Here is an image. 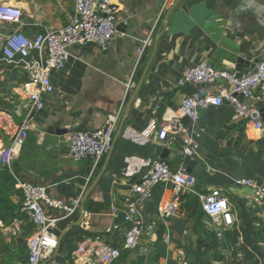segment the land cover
<instances>
[{
	"label": "crops",
	"instance_id": "0c3cea01",
	"mask_svg": "<svg viewBox=\"0 0 264 264\" xmlns=\"http://www.w3.org/2000/svg\"><path fill=\"white\" fill-rule=\"evenodd\" d=\"M116 1L120 6L118 34L110 51L102 53L94 46L75 48L66 68L51 73L56 93L45 98L44 109L32 120L20 155L11 162L21 180L45 186L54 200L71 205L81 199L74 219L53 230L58 239L71 224L80 223L64 236L51 260L56 264H98L95 249L123 238L124 199L132 196L131 187L139 181L145 160L157 157L158 149L170 151L171 157L165 161L171 168H182L183 160L175 155H182L181 145L158 141L155 133L163 125L162 115L166 120L175 118L183 98L194 91L181 83L186 70L207 62L218 69L247 74L264 57V0H180L166 27L164 18L176 0ZM74 3L0 0V4L22 10L24 31L30 37L64 28L74 15ZM2 28L14 30L11 26ZM149 37L152 45L140 60L138 51ZM241 59L245 64H238ZM146 68L142 87L125 117L139 82L138 73ZM132 80L135 88L128 94ZM28 82L26 76L24 87ZM223 89L229 88L222 82L201 87L199 92L218 94ZM159 103L163 107L160 113L154 110ZM253 107L264 124V105L253 103ZM119 113L113 148L88 183L90 163L77 165L69 154L72 134L59 135V131L97 130L109 115ZM234 114L228 105L201 112L199 163L203 170L195 177L199 192H207L201 194L220 188L227 197L235 218L233 230L215 243V234L208 229L210 220L186 207H181L178 218L161 219L157 209L166 196V187L158 185L142 209L156 220L157 230L143 236L137 250L123 252L112 264H176L179 250L186 253L189 264H264V211L251 204L250 190L234 185L246 178L264 183V130L233 121ZM12 138L8 132L0 136L1 153L10 148ZM19 194L12 193L18 207L22 199ZM1 225L0 221V229ZM31 228L26 224L21 236L12 238L11 243L24 244ZM167 230L170 243L165 245L158 234L160 231L163 236ZM214 244L218 245L211 249ZM78 247H85L86 256L75 255Z\"/></svg>",
	"mask_w": 264,
	"mask_h": 264
},
{
	"label": "built area",
	"instance_id": "2783aa9c",
	"mask_svg": "<svg viewBox=\"0 0 264 264\" xmlns=\"http://www.w3.org/2000/svg\"><path fill=\"white\" fill-rule=\"evenodd\" d=\"M120 6L116 0H75L74 15L62 29L45 30L33 37L28 36L24 28L26 22L22 10L6 4H0V45L2 60L18 65L29 80L25 85L28 93L29 113L18 123H11L7 131L13 136L12 144L1 154V160L8 169L15 189L21 193L22 199L18 208V216L8 225H1V232L7 238H18L26 224L31 225V233L25 239V260L14 264H56L52 258L57 249V240L53 230L60 224H69L78 214L81 199L71 205L54 200L47 188L24 182L11 165L24 147L31 130V123L44 109L45 98L54 95L50 75L53 71H62L72 58V50L78 47L94 46L102 53L110 51L116 38ZM2 26L14 27L5 30ZM153 39L149 37L138 51L140 60L145 50L150 48ZM225 83L227 89L218 94H204L199 89L208 85ZM182 84L194 89L187 94L180 105L175 118L166 120L156 131L158 141L168 145L179 143L183 156L199 162L200 139L203 130L199 127L201 112L210 107L228 105L234 109L233 121L251 124L256 130H264L259 111L253 103L264 105V57L254 70L247 74L218 69L207 62L186 70ZM30 86L33 90L30 91ZM135 88V81L128 85V94ZM162 112V104L154 107ZM120 113L109 115L104 125L97 130H81L72 134L69 154L74 161H87L91 165L89 183L100 169L102 160L110 154L114 134L119 122ZM158 185L166 187V196L158 205V216L164 220L178 218L181 213V199L187 191L199 197L202 213L210 220L209 231H213L218 241H222L225 233L233 230L235 218L231 204L220 188L212 189L208 194L196 190V179L182 168H171L160 157H149L138 182L131 187L132 196H126L123 202L124 223L126 225L123 238L113 244L97 248L93 254L98 264H112L121 258L125 251H135L143 236L157 230L156 220L143 212V205L151 198L153 188ZM234 185L251 191L250 202L257 209L264 211V183L252 178L238 179ZM62 212L61 214H59ZM118 212L117 208L113 209ZM169 230L162 236L165 245L170 243ZM85 247H78L75 255L86 256ZM77 257V259H79ZM176 264H189L187 255L179 250Z\"/></svg>",
	"mask_w": 264,
	"mask_h": 264
},
{
	"label": "rangeland",
	"instance_id": "374dc122",
	"mask_svg": "<svg viewBox=\"0 0 264 264\" xmlns=\"http://www.w3.org/2000/svg\"><path fill=\"white\" fill-rule=\"evenodd\" d=\"M25 81L26 75L23 74L22 68L18 65L9 64L2 60L0 51V109L2 110V112H0L1 135L8 132L6 128L9 124L12 122L15 124L20 123V121L24 120L29 113L30 105L28 96L25 93ZM1 152L2 151H0V157L2 154ZM11 240L13 239L5 237L0 231V264H14V262H16L15 260H11L13 256L5 259L1 256L5 251L4 247L6 245L14 247L18 246L12 244Z\"/></svg>",
	"mask_w": 264,
	"mask_h": 264
},
{
	"label": "trees",
	"instance_id": "16d2710c",
	"mask_svg": "<svg viewBox=\"0 0 264 264\" xmlns=\"http://www.w3.org/2000/svg\"><path fill=\"white\" fill-rule=\"evenodd\" d=\"M0 112H2L1 109ZM196 189L197 191H199V188L196 187ZM14 191H15V183L12 180V177L9 174L8 169L6 168V166H4L0 157V221L4 225L10 224L18 216L17 211L19 207L13 202L12 193L13 195H17V194L20 195L19 194L20 192L17 190L16 193H14ZM200 193H207V192L200 191ZM181 207H186L188 211H193L196 214L202 213L199 197L194 194H187L183 196L181 199ZM202 215L204 216V214ZM160 231L158 235L160 238H162ZM217 241L218 240L216 238L214 242L218 243ZM216 245L218 244H214L213 247L210 248L213 249L216 247ZM16 247H12L11 245H6L4 247L5 251L1 255L2 258L5 259L13 256L11 260L21 262L22 259L24 258V255L26 254V248L25 245L22 243H19V245Z\"/></svg>",
	"mask_w": 264,
	"mask_h": 264
},
{
	"label": "water",
	"instance_id": "95a60500",
	"mask_svg": "<svg viewBox=\"0 0 264 264\" xmlns=\"http://www.w3.org/2000/svg\"><path fill=\"white\" fill-rule=\"evenodd\" d=\"M180 2V0H176L175 3L173 4V6L170 8V10L167 12L165 18H164V21H163V26H167L168 24V20H169V17H170V14L172 12V10L176 7V5ZM162 34L158 35L157 38H156V42L159 41V39L161 38ZM238 64L239 65H242V64H245V61L244 60H239L238 61ZM148 68H146L144 71H140L138 73V78H139V82L136 86V90H135V94L134 96L131 98L129 104H128V107H127V110H126V114H125V117L128 116L129 112H130V109H131V106L136 98V95L138 94L139 90L141 89L142 87V84H143V81H144V77L146 75V72H147ZM238 71V70H237ZM238 75L241 76L242 75V72H238ZM81 131V128H73L71 130H61L59 131V135H67V134H74V133H77ZM158 151H160V154L157 155V157H160L161 159H164L166 160L168 157H171V153L169 150L167 149H158ZM176 156H178L181 160H183V166H182V169L186 170V172L191 175L192 177H196L197 175V172L200 173L202 170H203V165L200 164L198 161L196 160H193L191 159L190 157L188 156H183V155H177L175 154ZM77 165H88V162L87 161H76ZM97 183V182H96ZM96 186V184L94 185ZM94 188V187H93ZM87 199V198H86ZM85 202H83L82 204V207H81V213H82V218H83V215L85 213V206H84ZM80 223H76V224H71L66 230L65 232L58 238L57 240V249H56V253H55V256L57 255L59 249H60V245H61V242L64 238V236L72 229L74 228L75 226H78Z\"/></svg>",
	"mask_w": 264,
	"mask_h": 264
},
{
	"label": "bare ground",
	"instance_id": "6f19581e",
	"mask_svg": "<svg viewBox=\"0 0 264 264\" xmlns=\"http://www.w3.org/2000/svg\"><path fill=\"white\" fill-rule=\"evenodd\" d=\"M32 88H33V87H32V86H30V90H31V91H32Z\"/></svg>",
	"mask_w": 264,
	"mask_h": 264
}]
</instances>
